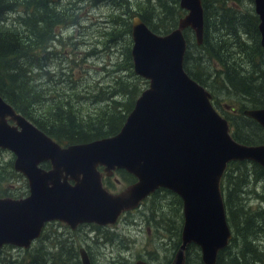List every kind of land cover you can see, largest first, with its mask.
Masks as SVG:
<instances>
[{"label":"water","instance_id":"1","mask_svg":"<svg viewBox=\"0 0 264 264\" xmlns=\"http://www.w3.org/2000/svg\"><path fill=\"white\" fill-rule=\"evenodd\" d=\"M252 5L264 50V0ZM178 7L184 15L165 35L153 33L136 16L131 19L132 71L147 87L114 135L61 146L0 97V149L13 155V171L27 183L25 197L0 198V249H28L48 222L70 229L111 225L120 213L165 189L179 198L182 216L169 264H184L188 245L197 247L201 264H215L231 239L219 186L223 172L232 162H250L264 171V144L234 141L208 92L183 71V31H191L200 46L203 12L200 0H178ZM242 115L264 131V108L244 109ZM98 168L105 176L122 170L136 181L111 194L102 187ZM77 254L79 264H90L83 249Z\"/></svg>","mask_w":264,"mask_h":264},{"label":"trees","instance_id":"2","mask_svg":"<svg viewBox=\"0 0 264 264\" xmlns=\"http://www.w3.org/2000/svg\"><path fill=\"white\" fill-rule=\"evenodd\" d=\"M84 1L91 7L105 1L113 8L111 12L118 11V14L108 16L110 29L100 36L105 40L106 48L118 44L120 53L112 60L109 70L101 68L105 76L110 77L108 84L93 89H82L83 79L77 77L79 70H74L86 62L89 54L84 53L77 59L76 37H67L61 42L56 35L60 26L79 24L80 5ZM200 1L203 39L201 45L196 46L183 33L186 41L183 71L204 89L205 82L214 86L215 92L210 93L212 101L219 92L236 99L234 115L224 118L234 141L243 145L264 144V131L242 115L243 109L264 108V50L259 46L257 18L252 13L244 16L237 13L238 0H214L211 4L207 0ZM60 2L64 3L61 8ZM127 3L125 0H0L2 100L61 146L87 143L117 133L146 84L132 71L131 19L136 16L153 33L165 35L184 14L178 7V0H145L137 14L128 12ZM212 3L217 5L219 13L216 25L223 32L214 42L208 38L207 20ZM10 13L11 19L6 16ZM66 47L74 51L70 53ZM191 49L198 55L192 56ZM46 167V163L41 165L43 169ZM120 174L123 178H131L123 171ZM19 176L9 161L0 167V188L5 187L4 183L10 178ZM261 183H264V171L256 164H227L220 180V191L231 239L217 254L215 264H264V186L257 193L255 189L248 190ZM159 192L172 194L159 189L148 198L155 199ZM4 197L17 199L22 194L15 196L10 188L2 189L0 198ZM173 197L177 201L175 209L179 207L180 210V200L174 194ZM249 199L257 201L255 207L248 205ZM154 206L152 215L160 213V208ZM155 218L159 219L155 223L165 227L169 237L171 229L168 227L172 224L162 220L160 215ZM172 227L171 240L175 249L180 230L175 223ZM4 247L0 250V264H79V246L74 241L67 244L51 234H43L35 247L23 250L20 257L10 261L1 253ZM190 252H194L195 264H201L199 251L193 245L184 252V264H191Z\"/></svg>","mask_w":264,"mask_h":264},{"label":"rangeland","instance_id":"3","mask_svg":"<svg viewBox=\"0 0 264 264\" xmlns=\"http://www.w3.org/2000/svg\"><path fill=\"white\" fill-rule=\"evenodd\" d=\"M144 1L145 0H125V3L128 2V12L135 14L139 13ZM69 2H71V0H69ZM129 2H131V5H129ZM211 2L215 1L207 0L208 4H211ZM212 4L213 6L211 5L207 12V20L209 25L208 38L211 42H214V40H218V38L222 36L223 32L220 31L216 25V22L218 21L216 18L219 16L215 7L217 5L214 3ZM236 4L239 6V9L236 11L240 15L254 14L252 0L251 2L249 0H238ZM61 5H64V3L60 2L59 8L62 7ZM80 6H82V13L79 16V24L73 27H66L65 25L60 26L56 31V35L61 38V42L62 40H66L67 37H76L74 41H76L78 46V50L75 51L77 53V59L84 53L89 54L86 58V62L79 64L74 70L75 72H77L76 70H79L77 77L83 79L82 89H87V87L93 89L96 86L108 84L110 77H106L101 68L105 67L106 71L109 70L111 68L110 64L113 63L112 60L120 53V47L118 44L115 47L106 48L104 44L105 40L100 36L102 33L108 32L110 29V24L107 23L108 16L110 14L116 15L118 14V11L115 10L114 12H111L113 8H111V6L105 1L98 3L94 7L87 5V2L84 1ZM11 15L12 13L7 14L6 16L11 19ZM125 18L126 16H123V19ZM76 30L78 32H76ZM185 31L183 32L184 36L189 38L191 43L194 42L191 31ZM60 50L64 51V48H60ZM66 50L70 53L74 51L70 50L69 47H66ZM190 52H194L192 56L198 55L197 52L192 51V49ZM83 61L84 60H82V62ZM53 64L55 66L57 61ZM146 85L147 83L144 85V88H146ZM204 86L209 94L212 91L215 92V90H212L214 87L212 84L205 82ZM216 97L217 98H215L214 101L211 100V105L216 112L223 118H232L231 116L234 115L237 108L236 99L224 92H219L216 94ZM12 160L13 157L9 152L0 150V167H3L5 164L7 165L9 161L11 163ZM2 177L3 176H1V179ZM4 186L5 187H1L0 190L10 188L15 196H17V194H22V197H25L27 194L26 182L22 176L10 178L9 181L4 183ZM263 186L264 183L257 184L253 187H249L248 190L255 189L254 191L257 193L261 191ZM109 187H111L114 193L121 189L122 185L114 184L113 186L109 185ZM175 202L177 203L173 194L159 192L155 199L146 198L142 207L149 210V213H151L152 208H155L154 205H160L161 211L156 215H160L162 220H165L166 222L168 221L172 226L175 223L179 230L181 217L179 207L175 209ZM256 203L257 201L254 199L248 200V205L251 207H255ZM168 211L170 212L168 213ZM152 221L154 224L150 221V224L148 225V234L145 230L144 224L137 226V230L131 228L128 233L126 232V236L111 237L109 234L107 236L108 239L106 238V242L102 240L101 247L93 250L92 254L88 255L90 264H133L138 259L144 260L150 264H166L168 260H170L173 252V250H171V244L173 241L167 239L168 236L165 227L155 223L156 221H159V219L155 218ZM58 232L62 234L66 233L62 228H58ZM60 239H62V237H60ZM72 240L75 242V245H78L80 242L78 236L74 237ZM262 244H264V240ZM31 246L35 247V243ZM22 252L23 250L21 249L5 246L1 253L4 257H8V260L10 261L20 257ZM193 254L194 252L189 253V261L191 264H195Z\"/></svg>","mask_w":264,"mask_h":264},{"label":"flooded vegetation","instance_id":"4","mask_svg":"<svg viewBox=\"0 0 264 264\" xmlns=\"http://www.w3.org/2000/svg\"><path fill=\"white\" fill-rule=\"evenodd\" d=\"M48 168H49V165L47 164V167L45 168V170H47ZM97 171L102 174L101 176L102 187H104L108 192L112 194L119 193L120 191L125 189L127 186L135 182V179L132 176L131 178H126V177L123 178L122 174H120L122 170H114L110 176H105L102 172V168H98ZM114 184L122 185V187L121 189L113 193L109 185L113 186ZM143 203L144 201L140 202L138 207L133 210H127V211L120 213L116 221L111 225L99 226L93 223H83V224H78L73 229H70L68 226L60 222H56V221L48 222V223H45L43 227L41 228L40 235L38 236V238H40L43 234H51L57 237H62L61 240H63L64 242L68 244L71 241H73L72 239L74 237L78 236V238H80V242L77 245L79 246L77 249V252L79 249H83L88 256L92 254L93 250L101 247L102 240L106 242L104 238H108L107 236L109 234L111 235V237L126 236V232L128 233L131 228H133L134 230H137L138 229L137 226H139L140 224L145 225V230L148 234L149 232L148 225L150 224V221L152 224H154L152 219L155 218L157 215L156 213H153L152 215L151 213H149L150 212L149 210L143 208L142 207ZM157 208H160V205H158ZM169 212L170 211H168V213ZM180 217H181V222H182L181 208H180ZM58 228H62L66 233L65 234L59 233ZM168 228L171 229V231L170 232L168 231L169 232L168 234H170V236L167 239L171 240L172 239L171 234H172L173 227L169 225ZM38 238L34 241V243L38 241ZM177 247L178 246H176V248ZM171 248L173 252L171 254L170 260H168L166 264L170 263L173 257V254L176 250V248L174 249V245L172 244H171ZM138 260H141V259H138Z\"/></svg>","mask_w":264,"mask_h":264},{"label":"bare ground","instance_id":"5","mask_svg":"<svg viewBox=\"0 0 264 264\" xmlns=\"http://www.w3.org/2000/svg\"><path fill=\"white\" fill-rule=\"evenodd\" d=\"M202 39H203V35H202ZM244 64V63H243Z\"/></svg>","mask_w":264,"mask_h":264}]
</instances>
